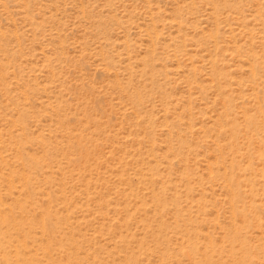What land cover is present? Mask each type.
Listing matches in <instances>:
<instances>
[{
  "label": "rangeland",
  "instance_id": "1",
  "mask_svg": "<svg viewBox=\"0 0 264 264\" xmlns=\"http://www.w3.org/2000/svg\"><path fill=\"white\" fill-rule=\"evenodd\" d=\"M263 39L264 0H0V264H264Z\"/></svg>",
  "mask_w": 264,
  "mask_h": 264
},
{
  "label": "bare ground",
  "instance_id": "2",
  "mask_svg": "<svg viewBox=\"0 0 264 264\" xmlns=\"http://www.w3.org/2000/svg\"><path fill=\"white\" fill-rule=\"evenodd\" d=\"M224 2H225V1H224ZM215 5H216V4H215ZM221 5H222V4H221ZM216 6H217V5H216ZM219 6H220V3H219ZM223 6H225V5H223ZM227 7H228V6H227ZM229 12H230V11H229ZM217 15H218V14H217ZM226 18H227V17H226ZM217 19H218V18H217ZM263 40H264V39H263ZM247 62H248V61H247ZM262 64H263V63H262ZM253 66H254V65H253ZM251 67H252V65H251ZM212 68H213V67H212ZM254 68H255V67H253V71H254ZM214 71H215V70H214ZM255 72H256V71H254L253 74H255ZM251 76H252V75H251ZM258 103H259V102H258ZM225 107H226V106H225ZM226 108H227V107H226ZM258 109H260V107H259ZM260 110H261V109H260ZM260 110H259V111H260ZM261 113H262V112H261ZM251 116H252V115H251ZM246 122H249L250 124H252V123H254V120H253L252 117H248V119H247ZM258 125H259V124H258ZM258 127H259V126H258ZM236 130H237V129H236ZM232 131L235 132V130H232ZM232 131H231V134H232ZM234 132H233V133H234ZM238 132H239V131H238ZM232 137H233V135H232ZM235 138H236V137H235ZM234 141H235V140H234ZM249 141H250V140H249ZM221 153H222V152H221ZM232 178H233V177H232ZM232 178H231V179H232ZM229 182H230V181H229ZM235 182H236V181H235ZM231 184H232V181H231ZM229 185H230V183H229ZM231 186H233V185H230V188H229V189L232 188ZM237 190H238V189H237ZM237 190H236V191H237ZM232 191H233V190H232ZM231 193H232V192H231ZM233 193L235 194V192H233ZM233 193H232V195L234 196ZM237 195H239V194H237ZM231 198H232V197H231ZM233 199H234V198H232V200H233ZM236 199H238V197H236ZM238 200H239V199H238ZM236 201H237V200H236ZM231 202H234V201H231ZM19 204H20V203H19ZM231 204H232V203H231ZM20 206H21V205H20ZM234 206H235V205L233 204V208H234ZM231 208H232V207H231ZM233 208H232V209H233ZM231 212H232V211H231ZM233 212L235 213V209L233 210ZM233 212H232V214H234ZM234 216H235V215H234ZM239 216H240V215H239ZM241 216H243V217H245L246 219H248L244 212H243V214H241ZM255 217H256V216H255ZM5 218H6V217H4L3 219H5ZM245 218H244V219H245ZM249 220H250V219H249ZM247 221H248V220H247ZM233 231H234V230H233ZM230 233H231V232H230ZM234 234H235V236H236L237 233L234 232ZM231 237H232V239H233V237H234V236L232 235V233H231ZM245 252H246V251H245ZM240 254H241V253H240ZM245 255H246V254H245ZM245 255H244V256H245ZM4 256H5V255H4ZM241 256H242V255H241ZM242 259H243V258H242ZM243 260L246 261V259H243ZM247 260H248V259H247Z\"/></svg>",
  "mask_w": 264,
  "mask_h": 264
}]
</instances>
